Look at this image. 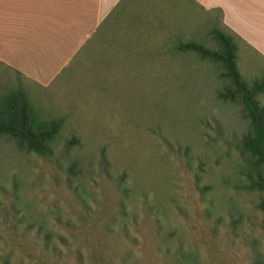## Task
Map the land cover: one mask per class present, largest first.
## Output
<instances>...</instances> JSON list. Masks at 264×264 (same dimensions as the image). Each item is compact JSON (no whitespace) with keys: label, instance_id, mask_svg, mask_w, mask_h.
Masks as SVG:
<instances>
[{"label":"rangeland","instance_id":"obj_1","mask_svg":"<svg viewBox=\"0 0 264 264\" xmlns=\"http://www.w3.org/2000/svg\"><path fill=\"white\" fill-rule=\"evenodd\" d=\"M166 19L152 27L157 63L82 51L46 88L0 66V95L22 85L63 121L47 158L0 137V264H264L258 196L240 189L241 108L216 98L226 82L214 65L177 50L229 33ZM236 45L250 84L264 60Z\"/></svg>","mask_w":264,"mask_h":264},{"label":"crops","instance_id":"obj_2","mask_svg":"<svg viewBox=\"0 0 264 264\" xmlns=\"http://www.w3.org/2000/svg\"><path fill=\"white\" fill-rule=\"evenodd\" d=\"M170 16L217 21L264 60V0H0V66L46 88L82 51L86 61L157 63L152 27Z\"/></svg>","mask_w":264,"mask_h":264},{"label":"trees","instance_id":"obj_3","mask_svg":"<svg viewBox=\"0 0 264 264\" xmlns=\"http://www.w3.org/2000/svg\"><path fill=\"white\" fill-rule=\"evenodd\" d=\"M210 36L214 49L188 42L179 43L177 50L193 53L200 61L214 65L219 77L226 82L224 88L216 92V98L241 108L247 129L238 143L244 179L240 189L258 196L257 209L262 214L264 231V107L258 100L264 93V73L250 84L246 83L236 65L238 47L234 38L218 29L212 30ZM62 127V119L47 117L33 105L22 85L0 95V137L9 138L22 152L50 157Z\"/></svg>","mask_w":264,"mask_h":264}]
</instances>
